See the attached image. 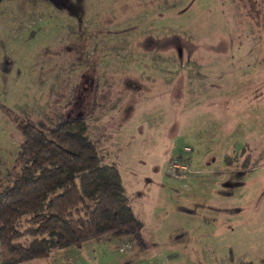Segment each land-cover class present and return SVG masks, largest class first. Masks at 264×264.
I'll return each instance as SVG.
<instances>
[{
    "label": "rangeland",
    "instance_id": "obj_1",
    "mask_svg": "<svg viewBox=\"0 0 264 264\" xmlns=\"http://www.w3.org/2000/svg\"><path fill=\"white\" fill-rule=\"evenodd\" d=\"M0 105L83 116L147 244L20 264H264V20L240 1L0 0ZM20 141L0 109L3 182Z\"/></svg>",
    "mask_w": 264,
    "mask_h": 264
},
{
    "label": "trees",
    "instance_id": "obj_2",
    "mask_svg": "<svg viewBox=\"0 0 264 264\" xmlns=\"http://www.w3.org/2000/svg\"><path fill=\"white\" fill-rule=\"evenodd\" d=\"M238 1L258 27L264 0ZM0 109L21 138L9 180L0 178V264L45 258L106 235L128 236L146 247L119 172L97 153L83 116L44 126Z\"/></svg>",
    "mask_w": 264,
    "mask_h": 264
}]
</instances>
